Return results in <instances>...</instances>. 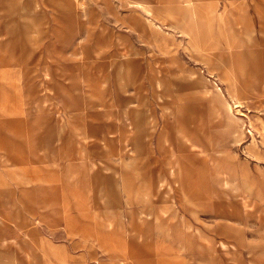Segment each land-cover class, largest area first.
I'll return each mask as SVG.
<instances>
[{
    "label": "rangeland",
    "instance_id": "obj_1",
    "mask_svg": "<svg viewBox=\"0 0 264 264\" xmlns=\"http://www.w3.org/2000/svg\"><path fill=\"white\" fill-rule=\"evenodd\" d=\"M0 264H264V0H0Z\"/></svg>",
    "mask_w": 264,
    "mask_h": 264
},
{
    "label": "crops",
    "instance_id": "obj_2",
    "mask_svg": "<svg viewBox=\"0 0 264 264\" xmlns=\"http://www.w3.org/2000/svg\"><path fill=\"white\" fill-rule=\"evenodd\" d=\"M183 29H185V31L188 32V33H190V34H194V28L192 27V25L187 26L186 28L181 27V30H183ZM221 230H223V229H221ZM211 256H212V254H211Z\"/></svg>",
    "mask_w": 264,
    "mask_h": 264
},
{
    "label": "bare ground",
    "instance_id": "obj_3",
    "mask_svg": "<svg viewBox=\"0 0 264 264\" xmlns=\"http://www.w3.org/2000/svg\"><path fill=\"white\" fill-rule=\"evenodd\" d=\"M145 5V4H144ZM179 11V10H178ZM154 12V11H153ZM158 12V11H157ZM156 14H159V13H156ZM180 15V14H179ZM177 16V15H176ZM174 17V16H173ZM180 17V16H179ZM183 31H185V29H183ZM219 90V89H218ZM219 94V93H218ZM222 94V93H221ZM222 106V105H221ZM221 114H222V112H221ZM232 114V113H231ZM239 120V119H238ZM209 160V159H208ZM215 161V160H214ZM209 163V162H208ZM214 165L215 164H218V163H213ZM215 167H217V166H215ZM220 169V168H219ZM214 170V169H213ZM213 177V176H212ZM216 179V178H215ZM214 180V179H213ZM218 180V179H217ZM220 180V179H219ZM218 180V181H219ZM221 181V180H220ZM222 181H224V180H222ZM219 183V182H218ZM222 184V183H221ZM225 184V183H224ZM213 185V184H212ZM213 187V186H212ZM258 190V189H257ZM227 193V192H226ZM215 194V193H214ZM227 210V209H226ZM232 212V211H231ZM228 213H229V211H228Z\"/></svg>",
    "mask_w": 264,
    "mask_h": 264
}]
</instances>
